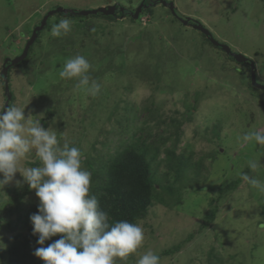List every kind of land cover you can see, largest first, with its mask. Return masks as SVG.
<instances>
[{
  "label": "rangeland",
  "instance_id": "1",
  "mask_svg": "<svg viewBox=\"0 0 264 264\" xmlns=\"http://www.w3.org/2000/svg\"><path fill=\"white\" fill-rule=\"evenodd\" d=\"M154 1L0 0V107L25 108L34 121L53 127L61 144L80 148L84 160L108 158L122 149L131 132L121 133L119 117L135 118L136 125L151 130L149 141L160 146L153 163L162 172L165 167L158 162L167 157L165 149L193 152L198 160L187 166L181 184L174 183V174L168 179L159 171L157 179L167 196L140 222L145 242L139 254L153 250L161 256L180 246L175 254L160 257V264H208L209 256L216 258L212 254L224 264H264V193L241 176L248 172L264 181V148L239 140L246 132L264 129V90L245 76L252 78L250 63L233 59L194 24H203L234 52L253 59L258 80L264 83V0H167L175 3L176 13L159 3L134 18L142 2ZM114 4H120L114 15L56 13L33 38L47 14L59 6L84 11ZM150 7L151 15L144 12ZM122 8L131 12L126 15ZM65 16L73 22V31L52 37L53 24ZM30 40L27 58L12 65ZM76 55L93 66L90 76L101 84L95 97L77 88L75 80L59 76L65 61ZM127 102L134 111L125 110ZM152 110L159 112L158 118L151 117ZM148 117L151 120L142 125ZM173 119L181 123L179 136ZM146 131L136 136L146 137ZM252 160L262 163L256 173L247 167ZM38 163L33 153L24 166ZM16 178L22 179L19 173ZM167 180L176 186L175 194ZM237 180L238 187L228 189ZM221 188L226 191L221 193ZM22 192L14 182L0 191V220L5 221L0 224L5 245L0 264L9 262L12 246L20 242L18 234H32L31 221H18L17 204L23 201L28 211L39 200L35 190L20 200ZM210 211L217 213L214 220L208 217ZM11 221L16 223L12 227ZM137 258L130 256L126 264H135Z\"/></svg>",
  "mask_w": 264,
  "mask_h": 264
},
{
  "label": "clouds",
  "instance_id": "2",
  "mask_svg": "<svg viewBox=\"0 0 264 264\" xmlns=\"http://www.w3.org/2000/svg\"><path fill=\"white\" fill-rule=\"evenodd\" d=\"M72 31L73 22L65 16L53 24L51 36L59 38ZM92 67L85 56L76 55L65 61L59 76L75 80L77 88L95 97L101 84L90 76ZM32 117L22 107H0V191L13 182L18 188L27 185L35 190L39 203L30 221L39 247L34 256L43 264H126L130 256L137 255L135 264H160L161 258L153 250L139 254L145 242L139 223L113 221L101 207L91 191L92 173L83 166L81 149L68 142L61 144L53 127L45 128ZM239 140L264 148V129L246 132ZM33 153L37 166H24ZM261 164V160L249 161V172L256 173ZM17 173L22 179L16 178ZM241 176L264 193V181L248 172ZM47 241L52 242L45 246ZM4 248L0 242V249Z\"/></svg>",
  "mask_w": 264,
  "mask_h": 264
},
{
  "label": "trees",
  "instance_id": "3",
  "mask_svg": "<svg viewBox=\"0 0 264 264\" xmlns=\"http://www.w3.org/2000/svg\"><path fill=\"white\" fill-rule=\"evenodd\" d=\"M152 11L153 9L150 7L144 12H148V14L151 15ZM79 17H82V15H79ZM141 17L142 16H140V18ZM48 26H50V23ZM40 33L41 32H39V36ZM206 38L211 42L208 36H206ZM231 57L235 59L233 56ZM250 60L254 61L251 58ZM248 67L249 69L251 68L250 66ZM245 76L250 79L251 84L253 85L251 75ZM132 108L134 107H131L128 103L126 104L125 110L134 111ZM156 110L150 112L151 117H159V112ZM151 117H148L146 121L142 122V125H146L151 120ZM137 121L138 120L135 118L130 119L119 117L117 122L121 125V133L130 134L131 132V136L124 139L121 143L122 149L118 150L116 154L110 157L108 156V158L98 159L95 157H88L84 160L83 166L86 170L92 173L91 191L97 196L101 207L109 213L111 220H127L132 223L140 224V222L149 215L150 208L164 202L167 195L165 196L162 193L163 186L159 184L160 181L157 179V176L162 170L155 168L153 163L158 160L160 146H156L155 143L152 144V141H149L148 138L151 130L149 129V131H146V128L136 125ZM173 122L178 124V133H176L179 136V127L181 123L176 119H173ZM216 129L219 130L220 126H216ZM137 131H139V133L146 131L148 135L146 137H142L144 134L136 136ZM218 136H220V134H218ZM165 152L167 157L164 160H160L158 164L165 167L162 173H164L168 179L173 178L172 174H174L175 178L173 181L175 184L179 185L183 180L182 174H184L187 166L190 165L192 160L194 161L198 159L194 158L193 152L189 154H178L175 149H165ZM217 152L221 153L220 148ZM159 166L160 165H158V167ZM201 168L202 165L197 169L198 175L202 174V172H200ZM226 173L227 172L225 171L224 174ZM239 182L240 180L231 182L228 189H236ZM167 184L168 190L175 194L176 186L171 185L170 180H167ZM158 185H160V187H158ZM201 188L203 187H198L197 190H200ZM31 191L32 190H30L27 185H24L20 200L24 199L25 195L31 193ZM220 191L221 193H224L226 189L221 188ZM214 200L216 201V199ZM20 203L21 204H17L19 212L18 221L20 222L24 219V223L27 224L30 221V215L37 211V207L26 211L23 208V201ZM262 213H264V206L262 207ZM216 215L217 213L213 211L208 213V217L213 220L216 218ZM15 224L16 223L13 221L9 222V226L11 227ZM204 224L207 226L205 222ZM16 238L20 242L12 246L13 254L10 256L7 264H43V262L33 254L35 249L39 247L36 242L38 237L33 234H31V236H24L23 233H21L18 234ZM58 238L59 236L53 237L52 240ZM51 242L52 241H47L45 246ZM179 249L180 246L168 249L163 252L160 257L175 254ZM212 256L213 258H216L213 260L211 256H209L210 263L208 262V264H218V262L215 263L217 256L213 254ZM218 258L219 260L217 261H219L220 264H224L223 258Z\"/></svg>",
  "mask_w": 264,
  "mask_h": 264
},
{
  "label": "water",
  "instance_id": "4",
  "mask_svg": "<svg viewBox=\"0 0 264 264\" xmlns=\"http://www.w3.org/2000/svg\"><path fill=\"white\" fill-rule=\"evenodd\" d=\"M163 4L165 6H167L170 10L172 9L174 13H176L175 10V3L171 2V1H167V0H156L154 2H152L149 5H146L144 2H142L140 4V6L137 8L136 11L133 12V16L134 18H139L140 14L142 13V11L144 10L145 7H149V6H154L156 4ZM120 6V4H114V5H108V6H101L99 8L96 9H90V10H84V11H80V10H74V9H67L64 8L62 6L57 7L54 10H51L47 16L45 17L43 23L41 26H38L35 29V33L33 38L36 39L37 35L39 34V32L44 28V26L47 24V20L50 16L56 14V13H73V14H80V15H97V14H102V15H114L117 12L118 7ZM123 12L128 11L126 8H122ZM190 20H188V22H186V24L191 25V22H189ZM194 24H196V28H198L200 31H202L203 33H205L209 39L211 40V42L216 45L219 46L223 49H225L226 52H228L230 55H232L237 61L243 62V63H250L251 68H252V82L253 85L257 88L263 89L264 90V83L259 82L258 80V75H257V69H256V63L252 60H250L249 57H247L246 55L242 54V53H238V52H234L232 50V48L225 44L220 42L219 40H217L215 38V36L212 34V32L207 29L203 24H200L199 22H195ZM33 43V40H30L29 44L26 46L23 54L21 56H18V58H16L15 60H13L12 65L13 64H17L20 63L22 60L26 59L28 56V52L29 49L31 47V44ZM10 69V66H6V68L4 69V74L5 76L8 75V70ZM7 80V78H6ZM9 81L7 80V90L9 91ZM8 99L11 101L12 99V95L11 93L8 95ZM7 107V106H6Z\"/></svg>",
  "mask_w": 264,
  "mask_h": 264
},
{
  "label": "flooded vegetation",
  "instance_id": "5",
  "mask_svg": "<svg viewBox=\"0 0 264 264\" xmlns=\"http://www.w3.org/2000/svg\"><path fill=\"white\" fill-rule=\"evenodd\" d=\"M130 12H131V11L128 10V12H125V14L127 15V14H129Z\"/></svg>",
  "mask_w": 264,
  "mask_h": 264
},
{
  "label": "bare ground",
  "instance_id": "6",
  "mask_svg": "<svg viewBox=\"0 0 264 264\" xmlns=\"http://www.w3.org/2000/svg\"><path fill=\"white\" fill-rule=\"evenodd\" d=\"M141 15V14H140ZM139 111V110H138ZM212 224V223H211ZM188 240V239H187Z\"/></svg>",
  "mask_w": 264,
  "mask_h": 264
}]
</instances>
